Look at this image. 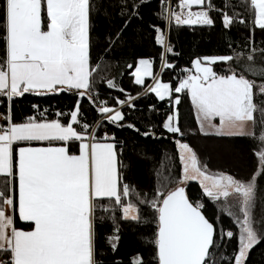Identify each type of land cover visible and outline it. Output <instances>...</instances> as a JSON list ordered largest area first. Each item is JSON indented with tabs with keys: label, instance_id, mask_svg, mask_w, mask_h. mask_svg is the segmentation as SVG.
Instances as JSON below:
<instances>
[{
	"label": "snow or ice",
	"instance_id": "6c2138e0",
	"mask_svg": "<svg viewBox=\"0 0 264 264\" xmlns=\"http://www.w3.org/2000/svg\"><path fill=\"white\" fill-rule=\"evenodd\" d=\"M146 2L119 0V15L128 17L124 28L132 17L141 18L139 8ZM99 3L0 0V99L4 107L0 113L4 121L0 124V264H103L97 258V220L103 222L107 215L112 222L113 235L108 239L115 252L120 239L116 213H120L119 220L144 224L149 222L145 208L154 213L156 231L150 243L156 250V264H250L252 251L264 244V47L254 41L255 28L264 31V0H221L219 5L214 0H176L175 4L161 0L159 18L165 28L152 27L165 69L175 67L168 55H178L169 42L173 27L214 28L213 12L226 30L236 24L253 26L242 49L197 58L176 86L156 77L154 62L147 59H140L131 74L136 85L151 78L147 91L160 101L167 98L170 112L161 125L167 133L185 135L177 107L179 94L184 93L190 96L204 135L210 134L206 125L217 136L253 139L257 163L246 177L212 175L193 148L177 139L181 175L175 177L169 170L151 197L126 182L129 164L121 158L116 137L97 138L81 112L86 97L108 123L140 132L132 123H120L126 113L107 106V100L96 95L101 65L92 62L90 30L92 17L101 10ZM122 32L108 37L109 47L120 40ZM217 65H222L220 71ZM106 84L124 92L113 79ZM62 92L77 96L67 123L48 119L47 110L38 105L32 106L34 114L15 119L16 98ZM133 99L117 98L116 103L135 110ZM141 134L155 136L151 130ZM190 181H200L206 197L223 203L238 233L214 225L203 213L204 204L190 201L182 186ZM18 222L30 228H20ZM233 238L237 247L228 253L224 242ZM131 264H145V260L137 254Z\"/></svg>",
	"mask_w": 264,
	"mask_h": 264
},
{
	"label": "trees",
	"instance_id": "16d2710c",
	"mask_svg": "<svg viewBox=\"0 0 264 264\" xmlns=\"http://www.w3.org/2000/svg\"><path fill=\"white\" fill-rule=\"evenodd\" d=\"M176 2V0H172ZM219 5L221 0H214ZM100 11L92 17V28L90 30V43L92 62L101 65L96 73L98 83L96 95L107 100L108 105L118 107L116 99L132 100L137 107L129 109L127 105L121 107L120 111L126 113L125 121L120 123H132L140 132L129 129L127 126L117 127L107 122L104 115L98 112L97 106L90 104L85 97L82 99L80 108L83 119L89 123L90 130L94 131L97 138L104 134L115 136L120 142L122 149L121 158L129 164L126 170L125 180L141 193H147L149 197L155 194V190L161 186L163 176L171 172V175H181V164L179 162V149L175 143L177 139L186 141L196 151L203 164L213 172L232 174L236 177L248 176L256 166V158L253 149L256 142L247 137H221L213 133L204 135L199 128L194 107L190 96L184 93L181 96L179 109V125L185 132L183 137L167 133L162 128V122L170 112L167 98L160 101L154 93L147 91L151 78H146L144 85H136L134 76L131 74L140 58H148L153 61L154 74L161 67V46L156 42L157 33L152 25L165 28V22L159 18L161 12V0H147L139 8V17H132L128 26L124 28L127 16L119 15V0H100ZM131 9V3L128 5ZM216 20L214 28L200 27L190 28L188 26L173 27L169 32V42L174 46V52L178 55L169 54L167 59L175 65L172 69L163 68L161 79L176 86L178 81L185 75V69L193 67L197 58L227 55L234 49L244 47L249 37V28L253 27L234 25L230 30L222 27L220 19L215 12L211 13ZM123 29L120 40L109 47L108 37L114 36L116 32ZM254 41L257 47H264V31L255 28ZM229 43L233 45L229 48ZM128 64L133 68L129 69ZM217 70L222 65L216 66ZM113 79L124 92L107 87L106 81ZM77 96L74 93L62 92L58 95L36 96L26 94L24 97L16 98L13 102V112L16 120H21L28 115L34 114L33 105H38L41 110H47L48 119H62L68 122V113L74 109ZM3 100L0 99V113L4 111ZM153 107L155 110H153ZM64 113L63 117H57L56 113ZM4 121L2 120V124ZM97 124L100 125L97 128ZM151 130L155 136L145 137L141 133ZM171 185L169 190L174 188ZM187 195L193 202L201 201L204 204L203 212L208 219L225 230L238 233L233 217L227 215L222 208L221 202L212 201L206 197L199 181H190L185 185ZM143 214L149 217V222L137 224L119 220L120 213L117 212L119 231L118 246L113 252L109 243V237L113 235V224L107 215L103 222L96 223V248L98 259L103 264H131L132 258L137 254L143 256L145 264H156L155 247L150 241L154 240L156 225L152 222L154 213L148 209ZM18 227L29 229L30 226L18 222ZM228 253H233L237 247V240H225ZM250 264H264V244L257 246L250 255Z\"/></svg>",
	"mask_w": 264,
	"mask_h": 264
},
{
	"label": "rangeland",
	"instance_id": "374dc122",
	"mask_svg": "<svg viewBox=\"0 0 264 264\" xmlns=\"http://www.w3.org/2000/svg\"><path fill=\"white\" fill-rule=\"evenodd\" d=\"M173 1L171 0V3H172ZM174 3H176V2H173L172 4H174ZM140 59H147V60H150V59H148V58H140ZM139 59V60H140ZM138 60V61H139ZM151 61V60H150ZM194 64V63H193ZM138 66V62H137V65H136V67ZM189 69H191V68H189ZM162 70H163V67H160V69H159V71L157 72V74L155 75L156 77H158L162 82H167V81H164V80H162L161 79V72H162ZM152 71H153V73H154V68L152 67ZM185 75H186V73H185ZM184 75V76H185ZM184 76L182 77V78H184ZM146 78H149V77H145L144 78V81H145V79ZM181 78V79H182ZM134 79H135V77H134ZM180 79V80H181ZM153 83V80L151 79V82H150V84L147 86V88L151 85ZM168 83H170V82H168ZM131 103H132V100L130 101ZM125 105H127V104H125ZM122 106H124V105H120V106H118V107H113L114 109H116V110H120L121 109V107ZM110 107H112V106H110ZM178 107V106H177ZM195 110V109H194ZM195 114H196V111H195ZM108 115H111V114H108ZM1 120H3L2 118H0V124H2V121ZM214 123H218V120L217 121H214ZM249 127V129H251V125H249L248 126ZM205 129H206V131H208L209 133H213L214 134V130L213 129H209V128H207V126L205 125ZM181 142H185V143H187L186 141H183V140H181ZM190 146V145H189ZM190 147H192V146H190ZM193 148V147H192ZM194 150V149H193ZM195 151V150H194ZM196 152V151H195ZM198 156V155H197ZM198 160H200V158L198 157ZM201 161V160H200ZM209 172H210V174H212V175H220V174H227V173H221V172H213V171H210L209 170ZM200 182V181H199ZM201 183V182H200ZM206 183H208L209 185H211V181H207ZM182 186H185V185H182ZM222 208L224 209V211L226 212V210H225V208H224V205L222 204ZM256 216H257V218H259L260 216H261V212H260V209L258 208L257 210H256ZM233 219H234V217H233ZM239 231V230H238Z\"/></svg>",
	"mask_w": 264,
	"mask_h": 264
},
{
	"label": "water",
	"instance_id": "95a60500",
	"mask_svg": "<svg viewBox=\"0 0 264 264\" xmlns=\"http://www.w3.org/2000/svg\"><path fill=\"white\" fill-rule=\"evenodd\" d=\"M186 194H187V191H186ZM191 201V200H190ZM204 213V212H203ZM204 215H205V213H204ZM206 216V215H205ZM206 218H208L207 216H206ZM210 221V220H209ZM211 222V221H210Z\"/></svg>",
	"mask_w": 264,
	"mask_h": 264
},
{
	"label": "crops",
	"instance_id": "0c3cea01",
	"mask_svg": "<svg viewBox=\"0 0 264 264\" xmlns=\"http://www.w3.org/2000/svg\"><path fill=\"white\" fill-rule=\"evenodd\" d=\"M194 10H198L195 6H194ZM2 121V120H1Z\"/></svg>",
	"mask_w": 264,
	"mask_h": 264
},
{
	"label": "built area",
	"instance_id": "2783aa9c",
	"mask_svg": "<svg viewBox=\"0 0 264 264\" xmlns=\"http://www.w3.org/2000/svg\"><path fill=\"white\" fill-rule=\"evenodd\" d=\"M173 3V2H172ZM175 4V3H174Z\"/></svg>",
	"mask_w": 264,
	"mask_h": 264
}]
</instances>
